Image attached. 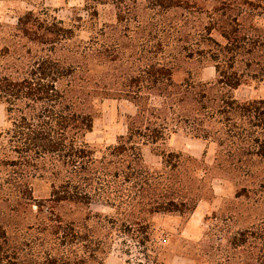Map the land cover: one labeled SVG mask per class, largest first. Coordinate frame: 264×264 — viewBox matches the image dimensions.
<instances>
[{
    "label": "trees",
    "instance_id": "obj_1",
    "mask_svg": "<svg viewBox=\"0 0 264 264\" xmlns=\"http://www.w3.org/2000/svg\"><path fill=\"white\" fill-rule=\"evenodd\" d=\"M67 10L0 23V264H104L114 235L154 243L152 219L191 217L214 201L216 180L255 211L231 213L223 199L203 217L216 223L203 237L225 245L176 257L264 264V99L234 96L264 81V0H81ZM108 100L134 113L96 146L87 136ZM177 134L203 142L202 155L172 149Z\"/></svg>",
    "mask_w": 264,
    "mask_h": 264
},
{
    "label": "rangeland",
    "instance_id": "obj_2",
    "mask_svg": "<svg viewBox=\"0 0 264 264\" xmlns=\"http://www.w3.org/2000/svg\"><path fill=\"white\" fill-rule=\"evenodd\" d=\"M81 0H0V23L14 25L15 16L26 10H37L41 6L57 10L56 15L59 18L67 19L70 16L68 7L80 4ZM203 78L209 80L213 78V70L207 69L203 73ZM234 96L241 100L264 99V81H250L240 86ZM134 112V108L124 101L108 100L103 102L101 107V118L94 124L93 131L87 136V141L96 146L112 144L115 137L123 134L125 131V117ZM3 125V111L0 107V127ZM173 147L185 148L186 152L199 158L205 148L204 143L190 140L182 136L176 137ZM215 152L214 145H208L205 153V162L211 164ZM144 158L147 163L153 166H159L160 160L152 156L148 150H144ZM213 191L216 200L208 208L202 203L192 217L186 216H158L152 219L151 230L155 233L151 235L154 243H137L129 237L114 235L113 243L107 254L104 264H170L173 257L190 252L199 253L201 249L215 253L219 245H225L224 241H218L217 234L212 241H208L203 235L212 232L215 221L211 225L203 222V217H211V212L218 211L222 207L223 199H226L224 209H229L231 213L243 212V217L248 213L254 212L252 205L246 201L237 205L232 199L234 186L232 183L224 184L222 181L213 182ZM47 186L43 183L34 184L36 196H44L47 193ZM91 211L108 213L109 210L99 205H92ZM70 218L80 216L78 211L69 214ZM246 218V217H245ZM218 225V224H217ZM167 242L163 244L162 239ZM196 246V247H195ZM237 252V251H236ZM192 253V254H191ZM188 260L189 264H215V260H207L206 257L196 256L194 260Z\"/></svg>",
    "mask_w": 264,
    "mask_h": 264
},
{
    "label": "crops",
    "instance_id": "obj_3",
    "mask_svg": "<svg viewBox=\"0 0 264 264\" xmlns=\"http://www.w3.org/2000/svg\"><path fill=\"white\" fill-rule=\"evenodd\" d=\"M210 69V68H209ZM205 70H207V69H205ZM204 70V71H205ZM204 71H203V73H204ZM202 77H203V74H202ZM204 79V78H203ZM205 80V79H204ZM134 113V112H133ZM132 113V114H133ZM129 115H131V114H129ZM178 136H182V135H180V134H177V135H175V136H173L172 137V139L170 140V142H169V146L172 148V149H174V150H177V151H184V152H186L185 150V148H181V149H178V148H175V147H173V142H174V140L176 139V137H178ZM182 137H184V136H182ZM184 138H187V137H184ZM188 139H190V138H188ZM190 140H194V139H190ZM194 141H198V140H194ZM199 142H201V141H199ZM203 143V142H202ZM205 146V145H204ZM187 153V152H186ZM189 154V153H188ZM191 155V154H190ZM191 156H193V155H191ZM195 157V156H194ZM197 158V157H196ZM214 195H215V193H214ZM216 200V195H215V199H214V201ZM213 201V202H214ZM212 202V203H213ZM202 203H204V202H201V203H199L198 204V206H197V208H196V210L194 211V213L193 214H195L196 213V211H197V209L201 206V204ZM212 203L211 204H207V203H204V204H206V207L208 208L210 205H212ZM193 214H192V216H193ZM191 216V217H192ZM170 264H189L188 263V260H186L185 258H181V257H173L172 258V260L170 261Z\"/></svg>",
    "mask_w": 264,
    "mask_h": 264
}]
</instances>
